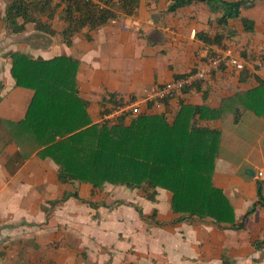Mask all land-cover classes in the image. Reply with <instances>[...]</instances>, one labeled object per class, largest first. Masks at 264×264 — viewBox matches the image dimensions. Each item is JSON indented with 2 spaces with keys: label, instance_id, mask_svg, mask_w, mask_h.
Here are the masks:
<instances>
[{
  "label": "crops",
  "instance_id": "crops-1",
  "mask_svg": "<svg viewBox=\"0 0 264 264\" xmlns=\"http://www.w3.org/2000/svg\"><path fill=\"white\" fill-rule=\"evenodd\" d=\"M248 1L251 6L241 8L239 17L252 21L251 31L242 29L238 17L217 27L213 19L219 13L202 2L167 11L169 0H138L130 13L118 0L99 2L115 16L94 29L81 27L65 43L62 3L34 15L50 33L32 21L11 33L2 20L7 0H0V223L15 232L12 239L27 243L7 256L46 264L52 254L47 255V239H59L56 261L64 264H264V246L252 245L264 239V207L256 205L239 224L257 189L264 199V0ZM197 31H218L220 43H203ZM227 47L237 52L243 69L221 65L170 98L164 110L168 122L183 104L218 110L214 117L197 118L196 125L218 132L211 183L231 206L230 223L196 216L176 220L181 213L172 210L171 193L161 187L59 182L57 165L47 153L41 156L44 145L30 127L47 119L21 122L33 91L15 86L9 74L11 52L31 59L73 58L77 95L86 102L89 124H100L101 112L115 103L140 98L149 86L195 70L204 54ZM110 95L113 102L105 101ZM63 193L80 200H61Z\"/></svg>",
  "mask_w": 264,
  "mask_h": 264
},
{
  "label": "trees",
  "instance_id": "trees-1",
  "mask_svg": "<svg viewBox=\"0 0 264 264\" xmlns=\"http://www.w3.org/2000/svg\"><path fill=\"white\" fill-rule=\"evenodd\" d=\"M52 1L7 0L2 17L5 27L9 32L17 33L22 31L25 23L32 21L36 29L50 33L47 23H40L34 15L47 12V9L54 10L62 3L61 18L66 25L60 33L63 41L69 43V38L81 27L94 29L115 16L108 7L99 8L91 0H56L54 4ZM97 1L110 4V0ZM137 1L118 0V5L123 12L130 13ZM171 1L167 11L192 1L202 2L210 12L219 13L213 19L217 27H224L228 18L238 17L244 31L252 30V21L239 17L241 8L251 6L248 0ZM195 37L203 43L218 44L221 34L216 31L208 36L205 31H197ZM9 58L13 84L33 91L21 122L38 117L47 119L43 126L32 123L30 127L33 133H39V144L44 145L43 151L39 152L41 156L47 153L57 165L59 182L79 181L94 187L110 183L152 190L161 187L171 193L172 210L181 213L176 220L196 216L209 217L219 224L232 222L228 200L211 183L218 132L196 125L197 118L218 115L217 109L183 104L170 122L166 120L164 110V114L141 113L126 125H123L122 117L114 123L89 124L86 102L78 97L75 86L76 60L65 55L31 59L21 52H11ZM195 83L193 85H198ZM175 95L169 96L165 103ZM111 97L104 100L113 102ZM152 194L153 191L148 198ZM68 195L80 200L75 193H63L61 200ZM256 195L252 207L241 217L240 225L256 205L264 207L258 189ZM252 245L261 248L264 239L254 240Z\"/></svg>",
  "mask_w": 264,
  "mask_h": 264
},
{
  "label": "built area",
  "instance_id": "built-area-1",
  "mask_svg": "<svg viewBox=\"0 0 264 264\" xmlns=\"http://www.w3.org/2000/svg\"><path fill=\"white\" fill-rule=\"evenodd\" d=\"M94 2V0H91ZM99 8L103 6L95 1ZM201 66L195 70L186 71L170 80L160 84L149 86L140 98L129 99L127 101L115 103L110 111H103L99 117V123H114L119 117L123 121H129L131 118L141 113H165V100L172 95L179 94L188 87L193 86L195 82H200L215 69L221 65L233 68L236 71L243 69V61L239 58L237 52L229 47L222 51H213L203 55ZM262 172H257L260 177Z\"/></svg>",
  "mask_w": 264,
  "mask_h": 264
},
{
  "label": "rangeland",
  "instance_id": "rangeland-1",
  "mask_svg": "<svg viewBox=\"0 0 264 264\" xmlns=\"http://www.w3.org/2000/svg\"><path fill=\"white\" fill-rule=\"evenodd\" d=\"M171 2L172 1L169 0L168 5ZM5 230L6 229L4 227V224L0 223V257L3 259L2 264H22V261H23L22 258H21L22 259L21 263H19L15 257L7 256L6 254L8 253L9 250L16 248V247H20V249H23V247L27 246V243L22 240H17V238L12 239V237L16 236L15 232H11V231L6 232ZM61 243L62 241H60L59 239L54 240V241H50L47 239V255L49 253H52V254H51V257H47L46 264H64L63 259H61L58 262L56 261V258L60 256L59 255L60 251H57L55 249L59 250V248L62 247Z\"/></svg>",
  "mask_w": 264,
  "mask_h": 264
},
{
  "label": "water",
  "instance_id": "water-1",
  "mask_svg": "<svg viewBox=\"0 0 264 264\" xmlns=\"http://www.w3.org/2000/svg\"><path fill=\"white\" fill-rule=\"evenodd\" d=\"M247 172V171H246Z\"/></svg>",
  "mask_w": 264,
  "mask_h": 264
}]
</instances>
